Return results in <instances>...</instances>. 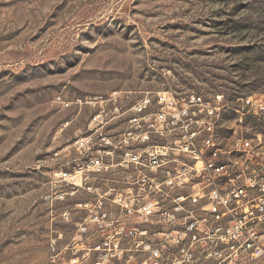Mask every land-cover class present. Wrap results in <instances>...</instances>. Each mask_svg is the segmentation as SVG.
Segmentation results:
<instances>
[{
  "label": "rangeland",
  "instance_id": "obj_1",
  "mask_svg": "<svg viewBox=\"0 0 264 264\" xmlns=\"http://www.w3.org/2000/svg\"><path fill=\"white\" fill-rule=\"evenodd\" d=\"M112 89L201 94L219 133L264 134V0H0V264L71 240L54 172L93 113L76 98Z\"/></svg>",
  "mask_w": 264,
  "mask_h": 264
},
{
  "label": "built area",
  "instance_id": "obj_2",
  "mask_svg": "<svg viewBox=\"0 0 264 264\" xmlns=\"http://www.w3.org/2000/svg\"><path fill=\"white\" fill-rule=\"evenodd\" d=\"M74 102L93 113L54 172L71 240L51 236L49 264H264V134L219 133L201 94Z\"/></svg>",
  "mask_w": 264,
  "mask_h": 264
}]
</instances>
